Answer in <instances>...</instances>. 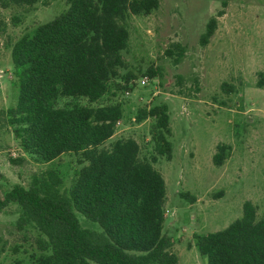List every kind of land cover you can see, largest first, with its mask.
<instances>
[{
	"label": "trees",
	"instance_id": "obj_1",
	"mask_svg": "<svg viewBox=\"0 0 264 264\" xmlns=\"http://www.w3.org/2000/svg\"><path fill=\"white\" fill-rule=\"evenodd\" d=\"M227 1L222 0L221 9ZM35 3L0 0V8ZM157 8L158 0H68L66 10L10 46L16 99L0 114V125L9 129L21 154L34 164H48L64 154L84 164L62 194L58 189L63 180L55 170L33 176L27 187L14 185L0 193V212L10 204L17 206L37 233L29 264H177L172 239L163 232L164 181L153 168L157 158L168 161L171 156L168 108L161 103L136 111L135 123L152 122L151 154L140 158L132 139L103 147L122 109L115 102L98 103L108 94L129 90L135 79L128 73L118 81V71L125 69L121 54L128 44L126 18L147 16ZM214 29L212 17L200 45ZM172 48L176 64L183 50ZM143 75L152 79L159 69L149 67ZM255 87L264 89L263 73L257 74ZM220 88L231 89L224 83ZM59 99L73 103L57 107ZM228 156L229 147L218 144L212 164L221 166ZM255 211L244 202L240 218L223 230L192 236L205 264H264V216L257 219ZM74 212L100 232L82 230Z\"/></svg>",
	"mask_w": 264,
	"mask_h": 264
},
{
	"label": "rangeland",
	"instance_id": "obj_2",
	"mask_svg": "<svg viewBox=\"0 0 264 264\" xmlns=\"http://www.w3.org/2000/svg\"><path fill=\"white\" fill-rule=\"evenodd\" d=\"M67 1L36 0L31 7L0 8V114L16 99L10 46L66 10ZM221 3L158 0V8L149 15L128 16L124 23L128 44L121 54L125 69L118 71V81L128 73L135 79L129 90L98 102H115L122 109V118L103 147L132 139L140 158L151 154L152 122L135 123L136 111L161 103L168 108L171 156L168 161L157 158L153 168L164 181L163 232L172 239L177 264H205L192 236L223 230L240 218L244 202L256 208L257 219L264 216V89L255 87L257 74H264V0H228L223 9ZM212 17L213 34L200 45ZM174 45L183 50L176 64ZM149 67L158 68L159 75L144 76ZM223 83L230 91H222ZM70 103L59 99L56 105ZM218 144L229 147V156L214 166L211 158ZM19 158L23 161L13 164ZM77 159L64 154L48 164H34L21 154L9 129L0 125V193L14 185L27 187L33 176L55 170L63 180L58 189L62 194L84 165ZM180 194L195 200L191 203ZM74 216L82 230L100 232L82 215ZM36 235L17 206L8 205L0 212V264H29Z\"/></svg>",
	"mask_w": 264,
	"mask_h": 264
},
{
	"label": "built area",
	"instance_id": "obj_3",
	"mask_svg": "<svg viewBox=\"0 0 264 264\" xmlns=\"http://www.w3.org/2000/svg\"><path fill=\"white\" fill-rule=\"evenodd\" d=\"M141 84H143V82H141ZM117 123H118V122H117ZM117 123H116V124H117Z\"/></svg>",
	"mask_w": 264,
	"mask_h": 264
}]
</instances>
